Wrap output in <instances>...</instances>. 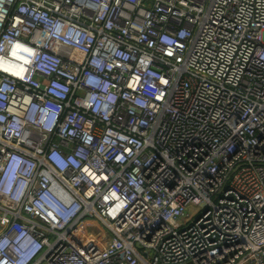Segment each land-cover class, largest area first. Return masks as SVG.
Returning <instances> with one entry per match:
<instances>
[{
    "label": "built area",
    "instance_id": "obj_1",
    "mask_svg": "<svg viewBox=\"0 0 264 264\" xmlns=\"http://www.w3.org/2000/svg\"><path fill=\"white\" fill-rule=\"evenodd\" d=\"M0 264H264V0H0Z\"/></svg>",
    "mask_w": 264,
    "mask_h": 264
},
{
    "label": "bare ground",
    "instance_id": "obj_2",
    "mask_svg": "<svg viewBox=\"0 0 264 264\" xmlns=\"http://www.w3.org/2000/svg\"><path fill=\"white\" fill-rule=\"evenodd\" d=\"M18 59L21 61L22 64H24L25 61L30 60V57L29 56H26V54L23 53V52H18ZM16 66L17 65H15V63L14 64L13 63H10L9 70L12 72L13 68L16 67ZM4 67L8 68L7 65L4 66Z\"/></svg>",
    "mask_w": 264,
    "mask_h": 264
}]
</instances>
